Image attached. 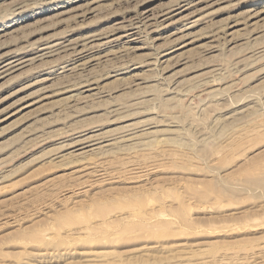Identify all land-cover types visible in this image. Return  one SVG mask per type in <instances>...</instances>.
<instances>
[{
	"label": "rangeland",
	"instance_id": "obj_1",
	"mask_svg": "<svg viewBox=\"0 0 264 264\" xmlns=\"http://www.w3.org/2000/svg\"><path fill=\"white\" fill-rule=\"evenodd\" d=\"M97 1L0 0V54L101 55L0 80V264H264V0H205L187 37L143 25L135 51L128 20L182 0Z\"/></svg>",
	"mask_w": 264,
	"mask_h": 264
},
{
	"label": "bare ground",
	"instance_id": "obj_2",
	"mask_svg": "<svg viewBox=\"0 0 264 264\" xmlns=\"http://www.w3.org/2000/svg\"><path fill=\"white\" fill-rule=\"evenodd\" d=\"M90 1V0H89ZM99 1V0H98ZM97 1V2H98ZM112 1V0H111ZM119 1V0H118ZM205 0H182L180 4H176L175 7L173 8H169L170 10H168L167 12H163V14H155L154 10H145L139 17H137L136 19H130L128 20L129 21V24L125 25L129 30L126 34L124 35H121V36H117L113 39V41H117L119 39H126V43L128 44V47H126L125 49L127 50H137L139 49L140 47L139 46H135V45H138L142 42V38H140L141 36H138V32L141 31V28L143 25H148L147 27H160V29H167V28H171L172 26L174 25H181L180 27L176 28L175 31H173L172 33H170L169 35L167 36H162V35H159L157 37H155L152 41L156 44L159 40L161 39H164V40H169L171 41L170 43L172 42H177L181 39H183L184 37H187L186 34H184V32L188 29H190L191 27H193L195 24H197L201 19V17L199 18H196V19H190V18H193V16H195V12H197L195 9L199 7V5H201L202 2H204ZM95 1H92V2H89L88 3V8H86L87 10L84 11L83 15L82 16H86L87 13H91L92 11H95V7H93V4H94ZM125 2V1H124ZM86 3V2H85ZM84 4V3H83ZM104 4V3H103ZM123 4V3H122ZM20 5V4H19ZM107 5V4H106ZM112 5V4H111ZM23 7V6H22ZM86 7V5H85ZM93 7V8H92ZM99 7V6H98ZM104 7V6H103ZM123 7V6H122ZM97 8V7H96ZM105 8V7H104ZM82 9H85V8H82ZM106 9V8H105ZM148 9V8H147ZM98 10V9H97ZM166 10V9H165ZM164 10V11H165ZM141 13V12H140ZM157 13V12H156ZM137 14V13H136ZM81 16V15H80ZM75 17V16H74ZM126 18L128 19V17L126 16ZM135 18V17H134ZM81 19V18H80ZM126 19V20H127ZM127 21V22H128ZM122 22V21H121ZM123 24V22H122ZM126 24V22H125ZM236 25V24H235ZM116 26H120V25H116ZM115 26L114 29H116L117 27ZM124 26V27H125ZM234 25L230 26V27H233ZM229 27V28H230ZM120 27H118L119 29ZM117 29V30H118ZM158 29V28H156ZM221 29V28H220ZM147 30H150V29H147ZM116 31V30H115ZM152 31V30H151ZM157 31V30H156ZM111 32V31H109ZM108 32V33H109ZM224 32V31H223ZM113 33V32H112ZM146 33V32H145ZM215 33V32H213ZM212 33V34H213ZM142 34V33H141ZM144 34V33H143ZM152 34V33H151ZM216 34V33H215ZM218 34V32H217ZM225 34V33H224ZM90 35H93V34H90ZM140 35V34H139ZM150 35V34H149ZM149 35H147L146 37H148ZM210 35V34H209ZM221 35V34H219ZM64 36V35H63ZM87 36V35H86ZM155 36V35H154ZM224 36V35H223ZM61 37V36H60ZM67 37V36H66ZM83 37V36H82ZM145 37V36H144ZM151 37V36H150ZM149 37V38H150ZM1 38V37H0ZM80 38V37H79ZM86 38V37H85ZM97 38V37H96ZM95 37H91V38H86V39H82V40H76L74 39L72 41H66V40H47L44 41V42H41L39 43L38 45L36 46V48H34V53L32 54L33 56H31L30 54H27V55H24V54H21V52L19 50H10V51H6L5 53H1L0 54V80L6 78V77H9V76H12L15 72L17 71H22L26 68H28V66L30 65H33L37 62H41L40 66H43L42 64L45 62L48 61V59H51V57L53 58V56L55 55H59L60 53H65L67 51H69V54H75L76 56V59L75 61H79L77 65H73V67L71 68L72 72L73 70L76 71L77 69H84L85 67L89 66V65H92L94 62L95 63H99V61L101 60V55L100 56H97L95 55L93 52L97 49V45H96V42H97V39ZM110 38V37H109ZM215 38V37H214ZM50 39V38H48ZM57 39V38H56ZM112 39V37L110 38ZM104 40H107V39H104ZM145 42V38L143 39ZM149 40V39H148ZM96 41V42H95ZM102 41V40H100ZM98 41V42H100ZM106 42V41H105ZM119 41H117L118 43ZM124 42V44H125ZM136 42V43H135ZM148 42V41H147ZM161 42V41H160ZM159 42V43H160ZM102 43V42H101ZM99 43V46L100 44ZM109 43V42H108ZM123 43V42H122ZM151 43V41H150ZM115 44V43H114ZM124 44H123V47H124ZM173 44V43H172ZM158 45V47H160L159 44H156ZM121 46V45H120ZM131 46V47H130ZM141 46V45H140ZM168 46V45H167ZM165 48V50L163 52H161V49L160 51H158V55L156 56V60L158 61H162L164 58H166L169 54H171L173 51H174V48L173 46H169ZM35 47V46H33ZM103 47V46H102ZM119 47V46H118ZM212 47V46H211ZM162 48V47H161ZM177 48V47H176ZM112 49V48H111ZM110 49V50H111ZM123 49V48H122ZM21 50V49H20ZM114 50V49H113ZM125 50V51H127ZM63 53V54H64ZM105 53V52H104ZM123 53V52H122ZM68 54V55H69ZM99 54V53H98ZM102 54V53H101ZM30 55V56H29ZM103 55V54H102ZM61 56V55H60ZM64 56V55H63ZM70 56V55H69ZM73 56V55H71ZM113 56V55H112ZM155 56V55H154ZM68 57V56H66ZM104 57V56H103ZM108 57V56H107ZM119 58V57H118ZM63 59V58H61ZM103 59H106V58H103ZM117 59V58H116ZM122 59V58H121ZM120 59V60H121ZM168 59V57L166 58ZM166 59H164L163 61H165ZM113 59H111L112 61ZM119 60V61H120ZM57 61V60H56ZM64 61V60H63ZM106 61V60H105ZM162 61V62H163ZM51 62V60H50ZM139 62V61H138ZM144 62V61H143ZM54 63V62H53ZM145 63V62H144ZM48 64V63H47ZM52 64V63H50ZM56 64V63H55ZM54 64V65H55ZM63 64V63H62ZM100 64V63H99ZM37 65V64H36ZM95 65V64H94ZM98 65V64H97ZM101 65V64H100ZM105 65V64H104ZM38 66V67H40ZM154 66V65H153ZM32 67V66H30ZM70 67V66H69ZM68 67V68H69ZM88 68V67H87ZM94 68V67H93ZM52 69V68H51ZM92 69V68H91ZM63 70V69H62ZM65 70V69H64ZM212 72V71H211ZM71 73V72H70ZM79 73V72H78ZM76 73V74H78ZM82 73V72H81ZM93 73V72H92ZM73 74V73H72ZM71 74V76H72ZM75 74V73H74ZM73 74V75H74ZM68 76V75H67ZM70 76V77H71ZM83 76V75H82ZM50 77H53V76H50ZM69 77V76H68ZM66 77V78H68ZM54 78V77H53ZM63 78V77H61ZM46 79V78H44ZM59 79V78H58ZM69 79V78H68ZM84 79V78H83ZM82 79V80H83ZM60 80V79H59ZM71 80V79H70ZM73 80V79H72ZM94 80V79H92ZM87 81V79H86ZM77 82V81H76ZM89 82V81H88ZM211 83V81H208ZM64 83V82H63ZM72 83V82H71ZM86 83V82H85ZM84 83V84H85ZM201 85V84H200ZM200 85H199V88H200ZM206 86V84H204ZM94 87V85H93ZM202 87V85H201ZM89 88V86H88ZM91 88V87H90ZM201 89V88H200ZM204 89H207L204 88ZM175 90V89H174ZM94 93V92H93ZM189 93V92H188ZM191 94V93H190ZM92 95V94H90ZM85 96V95H84ZM87 96V95H86ZM189 96V95H188ZM195 96V95H194ZM88 98V97H87ZM129 126V124H128ZM131 129V128H130ZM124 131V129H123ZM77 132V131H76ZM134 132V131H133ZM132 132V133H133ZM78 133V132H77ZM78 136V143L77 145L79 144H83V143H86L87 141H90L91 142V138L86 136L84 137L83 134H76ZM123 135V134H122ZM128 136V135H127ZM125 136H123L124 138ZM140 136L136 137L135 140H137V138H139ZM133 137L131 136H128L127 138H125L123 141H126L128 142L127 140H131V141H135V140H132ZM115 139V138H114ZM140 139V138H139ZM119 142V141H118ZM124 142V143H126ZM115 143V140L114 142L112 143H109V144H104V145H101V146H97V147H93L94 145H97V144H100V141H94L92 142V144H88V145H85V146H91L92 148L91 149H88V150H95V151H99L101 149H103V147H110V145H114ZM132 144V143H131ZM116 146H112V149H110L111 151H114V150H119L121 149V146L122 145H117L115 144ZM126 145V144H125ZM82 147V146H81ZM81 147L79 149H81ZM87 150V151H88ZM109 150V148H108ZM78 154V153H77Z\"/></svg>",
	"mask_w": 264,
	"mask_h": 264
}]
</instances>
